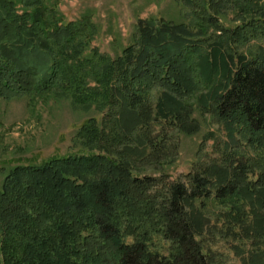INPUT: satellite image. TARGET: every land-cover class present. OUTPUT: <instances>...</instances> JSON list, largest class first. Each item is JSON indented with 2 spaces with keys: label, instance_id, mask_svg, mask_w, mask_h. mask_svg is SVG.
<instances>
[{
  "label": "trees",
  "instance_id": "1",
  "mask_svg": "<svg viewBox=\"0 0 264 264\" xmlns=\"http://www.w3.org/2000/svg\"><path fill=\"white\" fill-rule=\"evenodd\" d=\"M176 1L197 32L140 20L112 58L82 52L96 31L87 19L64 25L48 21L36 0L22 11L0 0V95L54 92L102 116L78 131L77 154L8 173L0 264H215L217 238L231 242L241 264H264V49L234 52L264 41V15L245 18L259 0ZM232 7L244 18L229 29L217 14ZM154 89L174 108L197 96L224 131L209 167L177 181L157 171L176 156L182 125L152 104Z\"/></svg>",
  "mask_w": 264,
  "mask_h": 264
},
{
  "label": "rangeland",
  "instance_id": "2",
  "mask_svg": "<svg viewBox=\"0 0 264 264\" xmlns=\"http://www.w3.org/2000/svg\"><path fill=\"white\" fill-rule=\"evenodd\" d=\"M14 1L18 4V10L22 11L25 7L24 1L27 0ZM36 1L42 4L48 21L54 19L66 25L87 19L95 26L93 38L82 51L86 55L96 49L112 58L119 57L132 43L140 20L184 24L193 32L199 29L192 17L187 16L186 9L176 0ZM256 4L259 12L247 13L245 18L264 15V0H259ZM239 10L238 7H232L221 10L217 15L226 28L234 29L244 18L238 15ZM212 34L209 31L207 37H212ZM262 48L264 49V41L254 40L244 47L236 48L234 52L236 57L249 58L258 54ZM163 93L161 89H154L151 92L152 104L155 107L165 106V112L170 113H164L172 117L178 115L175 123L182 127L175 129L173 134L178 144L176 156L157 171L164 170L171 180L177 181L197 168L209 167L212 163L209 160L217 157L214 153L215 146L218 142L222 144L227 141V137L210 115L204 113L197 96L178 98L180 103H176L174 108L164 102ZM92 118L102 120L96 109L84 111L75 107L71 99L54 92L45 96L31 95L15 99H5L0 95V191L6 176L16 167L41 166L51 159L77 154L79 147L74 146L73 139L80 128ZM153 170L155 168H148L142 170V173ZM211 219L215 221L213 214ZM159 243L160 247L164 245ZM210 245L211 253L216 257L215 264H241L231 248V242L217 238Z\"/></svg>",
  "mask_w": 264,
  "mask_h": 264
}]
</instances>
